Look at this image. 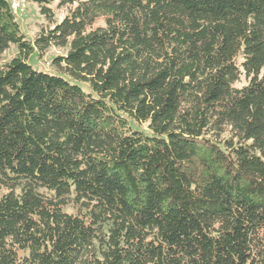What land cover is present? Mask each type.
I'll return each mask as SVG.
<instances>
[{"label":"trees","instance_id":"obj_1","mask_svg":"<svg viewBox=\"0 0 264 264\" xmlns=\"http://www.w3.org/2000/svg\"><path fill=\"white\" fill-rule=\"evenodd\" d=\"M30 1L31 40L0 0V264H264V0Z\"/></svg>","mask_w":264,"mask_h":264},{"label":"rangeland","instance_id":"obj_2","mask_svg":"<svg viewBox=\"0 0 264 264\" xmlns=\"http://www.w3.org/2000/svg\"><path fill=\"white\" fill-rule=\"evenodd\" d=\"M52 8L54 11V19L56 21L60 20L62 16L66 12V8L60 7L56 8V4H52ZM19 25L21 31L25 34L28 39H33L36 32L40 28H47L50 26V23L44 18V16L40 13L39 8L35 3L30 0H27V12L23 17H19ZM65 52V48L50 45L46 52L42 55L37 54L34 52L28 58L29 62L36 68H42L45 70H53L51 66V59L58 55ZM17 53L16 46L10 45L4 52L0 53V64L8 61L12 56ZM139 128L146 130V125L142 124L138 126Z\"/></svg>","mask_w":264,"mask_h":264},{"label":"built area","instance_id":"obj_3","mask_svg":"<svg viewBox=\"0 0 264 264\" xmlns=\"http://www.w3.org/2000/svg\"><path fill=\"white\" fill-rule=\"evenodd\" d=\"M11 12L17 17H23L27 12V0H8Z\"/></svg>","mask_w":264,"mask_h":264}]
</instances>
